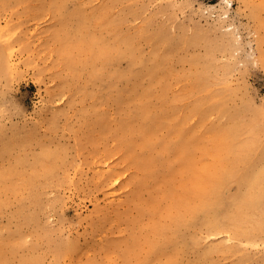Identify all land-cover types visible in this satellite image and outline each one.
Masks as SVG:
<instances>
[{
	"label": "rangeland",
	"instance_id": "374dc122",
	"mask_svg": "<svg viewBox=\"0 0 264 264\" xmlns=\"http://www.w3.org/2000/svg\"><path fill=\"white\" fill-rule=\"evenodd\" d=\"M0 264H264V0H0Z\"/></svg>",
	"mask_w": 264,
	"mask_h": 264
},
{
	"label": "bare ground",
	"instance_id": "6f19581e",
	"mask_svg": "<svg viewBox=\"0 0 264 264\" xmlns=\"http://www.w3.org/2000/svg\"><path fill=\"white\" fill-rule=\"evenodd\" d=\"M262 175V172L261 173H259V176H261ZM255 186V181L253 180L251 183H250V187L251 188H253ZM254 192H251L250 193V195H252ZM257 199V197H251L249 200L251 201V203L252 202H255V200ZM218 215L217 214H215V221L214 222H212L211 224H210V226L212 227V228H214L215 230H217V229H219V228H221V227H224L226 224H225V222L224 221H222V220H218Z\"/></svg>",
	"mask_w": 264,
	"mask_h": 264
}]
</instances>
